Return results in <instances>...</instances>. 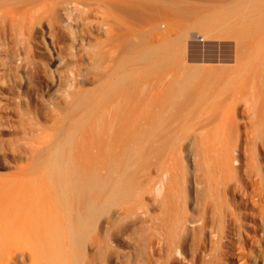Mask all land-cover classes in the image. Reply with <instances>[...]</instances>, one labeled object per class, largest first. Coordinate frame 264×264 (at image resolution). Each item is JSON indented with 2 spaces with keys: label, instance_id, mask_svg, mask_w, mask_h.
<instances>
[{
  "label": "bare ground",
  "instance_id": "1",
  "mask_svg": "<svg viewBox=\"0 0 264 264\" xmlns=\"http://www.w3.org/2000/svg\"><path fill=\"white\" fill-rule=\"evenodd\" d=\"M76 1L101 9L106 48L86 59L108 67L92 87L79 70L53 141L0 149L22 158L9 170L0 158V264L159 263L140 226L165 258L219 209L236 216V190L264 205V0ZM56 3L0 0V19L29 30ZM252 247L247 264H264Z\"/></svg>",
  "mask_w": 264,
  "mask_h": 264
},
{
  "label": "rangeland",
  "instance_id": "2",
  "mask_svg": "<svg viewBox=\"0 0 264 264\" xmlns=\"http://www.w3.org/2000/svg\"><path fill=\"white\" fill-rule=\"evenodd\" d=\"M56 2L59 14L52 15L51 23L48 19L40 21L37 16L29 30L18 20L8 17L3 22L0 19V149L11 142L9 146L20 150L28 147L34 137L42 135H48L53 141L60 121H56L57 118L65 113L70 93L81 86L79 70H83L88 80L83 87H92L95 73L108 67V64H89L86 59L106 48L104 43L108 40L101 28L99 6L91 1L85 4L76 0ZM164 23L166 21L160 19L153 27L163 30ZM137 28L147 29L148 26L138 25ZM58 53L62 57L59 65ZM48 100L53 101L51 106ZM19 157L0 152L7 170L22 161ZM254 189L258 190L257 185L250 184L249 190ZM238 190L236 216L219 209L218 220L209 217L189 233L182 232L178 239L180 251H169L166 260L151 229L140 226L134 237L142 234L146 240L145 250L163 259L148 264H247L248 255L254 252L252 245L258 239L261 240L259 253L264 255L263 201L257 194L250 204H244ZM204 191L200 195L199 212L202 214L208 204L204 202L213 198L209 184ZM207 211L211 214L210 208ZM239 222L246 227L243 233L247 244H240L237 239ZM134 237L132 241L136 245ZM122 250L130 252L126 246ZM132 258L134 264L140 260L135 254Z\"/></svg>",
  "mask_w": 264,
  "mask_h": 264
}]
</instances>
